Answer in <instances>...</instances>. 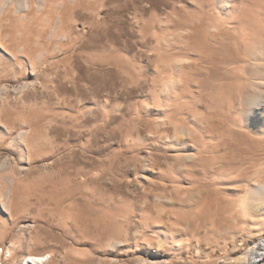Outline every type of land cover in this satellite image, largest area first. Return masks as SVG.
<instances>
[{
    "label": "rangeland",
    "instance_id": "obj_1",
    "mask_svg": "<svg viewBox=\"0 0 264 264\" xmlns=\"http://www.w3.org/2000/svg\"><path fill=\"white\" fill-rule=\"evenodd\" d=\"M263 184L264 0H0V264H248Z\"/></svg>",
    "mask_w": 264,
    "mask_h": 264
},
{
    "label": "bare ground",
    "instance_id": "obj_2",
    "mask_svg": "<svg viewBox=\"0 0 264 264\" xmlns=\"http://www.w3.org/2000/svg\"><path fill=\"white\" fill-rule=\"evenodd\" d=\"M260 190L261 193L264 194V184L261 186ZM260 202H264V198H262ZM249 256L248 264H260L261 261L264 260V240L256 246V249H254ZM34 264H39V262L34 260Z\"/></svg>",
    "mask_w": 264,
    "mask_h": 264
}]
</instances>
